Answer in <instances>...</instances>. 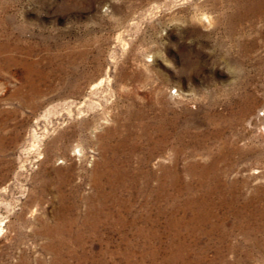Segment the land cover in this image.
<instances>
[{
  "label": "rangeland",
  "instance_id": "1",
  "mask_svg": "<svg viewBox=\"0 0 264 264\" xmlns=\"http://www.w3.org/2000/svg\"><path fill=\"white\" fill-rule=\"evenodd\" d=\"M0 222V264H264V0H0Z\"/></svg>",
  "mask_w": 264,
  "mask_h": 264
},
{
  "label": "bare ground",
  "instance_id": "2",
  "mask_svg": "<svg viewBox=\"0 0 264 264\" xmlns=\"http://www.w3.org/2000/svg\"><path fill=\"white\" fill-rule=\"evenodd\" d=\"M98 85H99V84L94 85V86H98ZM92 89H94V87H92ZM48 133H49V130H48V129H44V130H43V133H42V139L46 138V136L48 135ZM32 147H33V149L36 151L37 146H32ZM65 149H66V146H63V147H62V150H63L64 152H66ZM37 150H38V149H37ZM66 150H67V149H66ZM42 159H44L43 156H42V157H39V160H42ZM2 225H3V223L0 222V234L3 233V230L1 229V226H2Z\"/></svg>",
  "mask_w": 264,
  "mask_h": 264
}]
</instances>
